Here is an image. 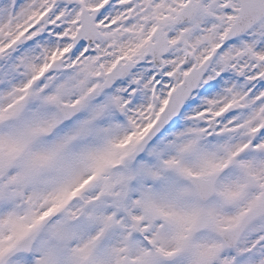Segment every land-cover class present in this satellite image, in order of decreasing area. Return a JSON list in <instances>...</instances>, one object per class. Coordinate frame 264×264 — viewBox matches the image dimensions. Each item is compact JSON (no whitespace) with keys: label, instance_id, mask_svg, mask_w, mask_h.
<instances>
[{"label":"snow or ice","instance_id":"obj_1","mask_svg":"<svg viewBox=\"0 0 264 264\" xmlns=\"http://www.w3.org/2000/svg\"><path fill=\"white\" fill-rule=\"evenodd\" d=\"M0 264H264V0H0Z\"/></svg>","mask_w":264,"mask_h":264}]
</instances>
